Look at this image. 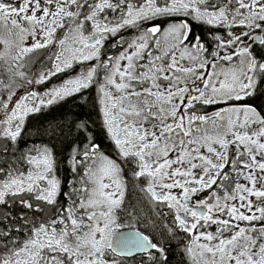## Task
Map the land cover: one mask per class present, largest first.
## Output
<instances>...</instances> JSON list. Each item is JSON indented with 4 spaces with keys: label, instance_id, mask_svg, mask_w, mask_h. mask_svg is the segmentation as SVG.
<instances>
[{
    "label": "snow or ice",
    "instance_id": "6c2138e0",
    "mask_svg": "<svg viewBox=\"0 0 264 264\" xmlns=\"http://www.w3.org/2000/svg\"><path fill=\"white\" fill-rule=\"evenodd\" d=\"M0 26V264H264V0H0Z\"/></svg>",
    "mask_w": 264,
    "mask_h": 264
},
{
    "label": "flooded vegetation",
    "instance_id": "af4514ba",
    "mask_svg": "<svg viewBox=\"0 0 264 264\" xmlns=\"http://www.w3.org/2000/svg\"><path fill=\"white\" fill-rule=\"evenodd\" d=\"M170 22H173V21L170 20V19L169 20H163V21H161V26L164 27V26L167 25V23H170ZM193 29L196 32H201L202 31V29L200 27L196 26L195 23H193ZM134 34H135V30H129L127 33H125L126 36H131V35H134ZM0 38H7V33L5 32V30H4V28L2 26H0ZM2 51H4V47H3L2 44H0V52H2ZM43 55H46V54L42 53V52H37L35 54H32L31 58L33 60H35V59H37V58H39V57H41ZM3 62H4V59L2 57H0V70H2V67L4 65ZM58 82H59V80H57V79H54L52 81L53 84L58 83ZM209 110H212V109H209Z\"/></svg>",
    "mask_w": 264,
    "mask_h": 264
},
{
    "label": "trees",
    "instance_id": "16d2710c",
    "mask_svg": "<svg viewBox=\"0 0 264 264\" xmlns=\"http://www.w3.org/2000/svg\"><path fill=\"white\" fill-rule=\"evenodd\" d=\"M68 106L69 105H66L65 108H67ZM58 114H59L58 112H53L49 115V118H51V116H56ZM32 124L38 127L40 124V121L34 120V121H32ZM64 173H65V176L67 178V169L66 168L64 169ZM64 190H66V188ZM170 259L172 260L173 264H181V261H182V257L180 256L179 252L175 248L173 249V255L170 257Z\"/></svg>",
    "mask_w": 264,
    "mask_h": 264
},
{
    "label": "rangeland",
    "instance_id": "374dc122",
    "mask_svg": "<svg viewBox=\"0 0 264 264\" xmlns=\"http://www.w3.org/2000/svg\"><path fill=\"white\" fill-rule=\"evenodd\" d=\"M4 51H5V49H4ZM4 51H2V52H0V53H3ZM11 55H15V52L14 51H11V50H9V56H11ZM4 63V62H3ZM67 190V189H66ZM65 190V191H66Z\"/></svg>",
    "mask_w": 264,
    "mask_h": 264
}]
</instances>
